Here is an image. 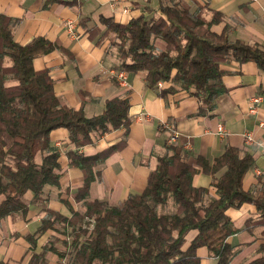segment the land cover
Segmentation results:
<instances>
[{
	"label": "trees",
	"instance_id": "trees-1",
	"mask_svg": "<svg viewBox=\"0 0 264 264\" xmlns=\"http://www.w3.org/2000/svg\"><path fill=\"white\" fill-rule=\"evenodd\" d=\"M55 1L76 2L45 0L44 6ZM156 1L157 13L152 14L154 8L145 5L148 14L142 12L125 23L100 17L105 29L93 26L90 30L99 37L114 34L110 45L115 47L120 66L126 71H144L147 86L170 82L167 89L178 86L199 97L198 113H204L212 111L217 97L226 91L222 63L254 61L264 74V47L230 39L225 29H212L224 18L221 12L212 10L206 20L200 15L204 6L191 10L177 0ZM15 21L0 13V220L17 212L25 214L28 203L24 196L31 192L29 203L39 205L45 214L28 238L62 223L64 237L49 240L42 254L56 251L55 244L61 241L60 255H69L67 264H200L197 249L202 246L216 258L215 264H231L241 248L228 237L240 228L226 210L254 203L257 218L248 219L245 228L264 225V186L242 187L254 158L239 147H226L212 162L196 156L192 164L180 147L169 144L166 153L157 157L142 191L128 194L117 204L89 198L94 169L112 147L92 155L70 149L69 163L84 175L74 196L84 209L66 217L47 206L43 187L57 185L60 177V153L50 144V132L67 129L69 140L78 148L92 143L94 132L127 130L130 102L127 97L107 99L104 110L93 116H86L82 105L74 108L62 103L48 70L33 66L36 56L56 44L44 36L20 43L12 31ZM38 154L40 161L36 160ZM198 172L212 176L215 195L209 187L193 183ZM171 201L173 210L166 208ZM191 230L196 233L188 241ZM258 250L259 256L247 264H264V242Z\"/></svg>",
	"mask_w": 264,
	"mask_h": 264
},
{
	"label": "crops",
	"instance_id": "crops-1",
	"mask_svg": "<svg viewBox=\"0 0 264 264\" xmlns=\"http://www.w3.org/2000/svg\"><path fill=\"white\" fill-rule=\"evenodd\" d=\"M177 1L191 10L204 6L200 15L206 20L211 17L212 10H218L224 18L212 25L213 30L225 29L230 39L257 42L264 47V0ZM44 2L0 0V13L16 20L12 31L17 41L26 43L35 36H44L56 44L51 51L33 59L35 69H47L60 101L74 108L82 105L86 116L101 113L106 100L116 96L129 99L131 116L127 130L120 127L103 133L94 132L93 142L78 148L69 140L67 129L60 127L50 132V144L60 153V177L57 185L43 187L42 196L49 208L66 217H70L72 211L84 209L82 201L74 198L84 175L79 167L69 163L67 152L70 149L92 155L112 147L103 162L96 165V176L89 189L90 199L112 204L119 203L130 193L142 191L157 157L166 153L169 144L180 147L192 164L199 155L212 162L228 146L247 150L252 154L254 164L245 172L242 187L247 190L264 186V161L260 149L255 144L246 143L243 137L245 131H251L257 140H264V74L254 61L222 63L226 91L217 97L212 111L198 113L199 97L178 86L174 90L167 89L170 82L147 86L144 71H126L120 66L115 47L110 45L114 34L99 37L90 31L93 26L105 29L100 17L125 23L142 12L148 14L144 11L145 5L153 7L152 13H157L156 0H121L116 10L110 6L109 0L55 1L47 7ZM124 5L129 7V12L121 11ZM67 19L75 21L73 34L65 26ZM120 70L125 73V82L114 73ZM256 95H261L262 99L252 111L254 103L251 98ZM218 124L225 129L224 134L217 132ZM173 132L179 134L178 138L168 143ZM36 160H41V154ZM211 182L212 176L204 172L193 177L196 186L209 187L210 194L215 195ZM31 196V192L24 196L28 203L25 214L17 212L0 220V261L9 264H67L69 255H60L61 241L55 244L56 251L50 249L42 254V248L49 240L64 237L62 223L28 238L45 214L39 205L29 203ZM226 212L240 228L228 237L230 243L241 248L231 264H247L259 256L258 248L264 242L263 225L245 228L248 219L257 218L256 206L245 202L239 207H229ZM195 233L191 230L187 240ZM197 253L200 264H215L216 258L206 247H199Z\"/></svg>",
	"mask_w": 264,
	"mask_h": 264
},
{
	"label": "built area",
	"instance_id": "built-area-1",
	"mask_svg": "<svg viewBox=\"0 0 264 264\" xmlns=\"http://www.w3.org/2000/svg\"><path fill=\"white\" fill-rule=\"evenodd\" d=\"M120 2H121V0H109L110 6L113 9H115V10L117 8H119ZM121 11L127 13V12H129V7L126 6V5H124V6L121 7ZM65 26H66V28L68 29V31L70 33H72V34L74 33V30H75V21L74 20L67 19L65 21ZM114 73H116L117 76L121 79V82H125L126 76H125V73H124L123 70H120V71L114 72ZM161 85H162V81H158L157 86H161ZM261 99H262V96L261 95H256V96H253L251 98V100L254 103V106H252V108H251L252 111L255 110L256 104ZM217 132L220 133V134H224L225 133V129L223 128V126L221 124H218V126H217ZM178 135L179 134L176 133V132L171 133L169 135V137H168V143L175 142L177 140V138H178ZM243 137H244V140H245L246 143H248V144H255V145H257L259 147L261 157H262V159L264 161V140H257L251 131H245L243 133ZM92 226H93V222H90L89 223V227H92ZM263 229H264V225H263Z\"/></svg>",
	"mask_w": 264,
	"mask_h": 264
},
{
	"label": "rangeland",
	"instance_id": "rangeland-1",
	"mask_svg": "<svg viewBox=\"0 0 264 264\" xmlns=\"http://www.w3.org/2000/svg\"><path fill=\"white\" fill-rule=\"evenodd\" d=\"M154 13H155V12H153L152 14H154ZM171 203H172V201H171V202L167 205V207H166V208L169 209V210H173V209H174V207H173V205H172L173 203H172V204H171ZM60 248L63 249L62 246H61Z\"/></svg>",
	"mask_w": 264,
	"mask_h": 264
}]
</instances>
